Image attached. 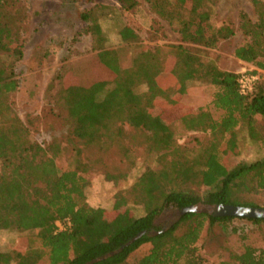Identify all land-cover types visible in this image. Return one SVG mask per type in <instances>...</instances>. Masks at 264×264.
Instances as JSON below:
<instances>
[{
	"label": "trees",
	"instance_id": "16d2710c",
	"mask_svg": "<svg viewBox=\"0 0 264 264\" xmlns=\"http://www.w3.org/2000/svg\"><path fill=\"white\" fill-rule=\"evenodd\" d=\"M115 1L124 11H133L139 4L138 0ZM144 1L157 17L180 25V44L167 52L144 49L132 67L123 70L116 52L108 49L106 37L98 30L97 7H93L81 12L80 19L97 53L84 75L77 78L65 74L57 93V105L70 124L71 141L106 151L122 143V125L127 124L145 137L150 150L158 155L159 167L146 169L123 192L125 213L110 221L86 202L88 168L79 164L62 169L58 165L62 157L59 144L54 141L42 147L30 141L25 124L6 104L17 83L7 70L12 65L4 60L23 56L21 39L27 31L28 6L27 0H0V234H27L24 251L0 252V264H86L117 251L144 231L159 233L144 235L95 264H203L196 244L204 225L234 218L187 214L164 232L155 225L156 218L166 209L197 204L255 207L248 197L264 194V156L233 166L224 161L229 153L237 155L241 129L250 140L264 142V134L259 136L256 131L257 119L264 118L262 74L247 72L257 75L258 80L252 91L243 95L238 85L240 74L222 71L213 59L201 58L219 42L233 37L234 28L228 24L216 28L210 23L209 0H190L192 10L183 0ZM255 3L257 22L242 18L239 29L247 42L234 50V56L264 74V0ZM119 38L123 42L136 39L129 28H123ZM168 79L174 80V90L162 87V81ZM191 80L216 89L210 104L217 112L214 116L205 110L191 111L179 117L184 130L206 136L197 143L199 150L194 156L192 150L176 145L156 111L153 118L132 106L154 101L176 104ZM138 86H146L147 92L135 94ZM129 204L141 207L143 215L135 217ZM239 220L255 226L261 241L258 246H243L240 252L230 254L228 262L220 264H264V220ZM67 222L64 230L58 229V223L66 226Z\"/></svg>",
	"mask_w": 264,
	"mask_h": 264
},
{
	"label": "rangeland",
	"instance_id": "374dc122",
	"mask_svg": "<svg viewBox=\"0 0 264 264\" xmlns=\"http://www.w3.org/2000/svg\"><path fill=\"white\" fill-rule=\"evenodd\" d=\"M133 11H124L115 0H93L85 3L77 0H27L28 25L22 36L23 56L19 60L5 58L12 65L7 70L17 83L15 92L7 95L6 104L18 119L25 124L30 141L48 146L56 141L62 157L58 165L69 170L79 164L85 165L90 186L85 191L86 202L103 216L112 221L125 213L122 203L123 192L129 189L146 169H157L159 158L140 133L129 125H122L124 140L114 144L109 150L88 147L78 141H71L70 124L65 111L57 104V93L62 77L69 74L79 77L88 72V66L95 57L91 34L80 19L81 12L96 8L98 30L107 40L108 49L116 52L121 69H130L136 55L144 50L161 49L163 52L180 44V25L157 17L144 0H138ZM173 3L176 0H171ZM263 0H209L210 23L214 27L228 24L235 35L219 42L213 49L202 55L203 60H214L222 71L242 73L260 72L252 64L240 62L234 56V50L247 42L239 29L242 18L257 22L256 3ZM188 10H192L190 0L182 1ZM99 7V8H98ZM187 11V10H186ZM188 12V11H187ZM129 28L136 39L121 41L119 32ZM165 58L162 56V60ZM162 87L174 90V80L162 81ZM215 88L203 81H187L184 94L176 104H132L134 111L145 110L154 118L155 111L175 137L178 147L192 150V156L199 150L197 143L206 136L202 132L186 131L180 125L179 117L188 112L205 110L216 116L210 102ZM147 92L146 86H138L135 94ZM143 102V99L139 100ZM160 103V104H159ZM257 134H264V118L257 119ZM237 155L228 154L225 162L229 166L250 163L264 156V142L250 140L244 129L237 133ZM129 150V151H128ZM1 166V163H0ZM107 175L115 177L110 180ZM255 207L264 208V194L251 195ZM135 217L143 215V209L129 204ZM176 209H166L156 218L155 225L160 229L169 228L175 222ZM58 229L65 227L57 224ZM27 234L3 232L0 234V252H23ZM261 239L256 227L245 220L234 219L226 223L204 225L196 244L203 264L228 262L230 254L240 252L243 246H258Z\"/></svg>",
	"mask_w": 264,
	"mask_h": 264
},
{
	"label": "water",
	"instance_id": "95a60500",
	"mask_svg": "<svg viewBox=\"0 0 264 264\" xmlns=\"http://www.w3.org/2000/svg\"><path fill=\"white\" fill-rule=\"evenodd\" d=\"M187 214H206L212 216L213 218H234V219H257V220H264V208L261 207H240V206H232V205H205V204H197L194 206H189L182 209H176L174 218L175 224L178 222L183 216ZM172 224V225H173ZM171 225V226H172ZM168 228H164L161 232L166 231ZM159 232L151 231V232H141L128 243L123 245L120 249L115 252H111L107 255L94 259L86 264H95L101 261L106 260L114 256L117 253L123 251V249L127 248L128 246L132 245L135 241L140 239L142 236L146 235L148 237H152L157 235Z\"/></svg>",
	"mask_w": 264,
	"mask_h": 264
},
{
	"label": "built area",
	"instance_id": "2783aa9c",
	"mask_svg": "<svg viewBox=\"0 0 264 264\" xmlns=\"http://www.w3.org/2000/svg\"><path fill=\"white\" fill-rule=\"evenodd\" d=\"M257 80H258L257 75L249 74L247 72L240 73V77L238 79V85H239L240 93L245 95L248 92H251L253 89V86ZM67 226H69V222H67L65 227H67ZM65 227L60 229V230H64Z\"/></svg>",
	"mask_w": 264,
	"mask_h": 264
},
{
	"label": "crops",
	"instance_id": "0c3cea01",
	"mask_svg": "<svg viewBox=\"0 0 264 264\" xmlns=\"http://www.w3.org/2000/svg\"><path fill=\"white\" fill-rule=\"evenodd\" d=\"M240 62H242V61H240Z\"/></svg>",
	"mask_w": 264,
	"mask_h": 264
}]
</instances>
